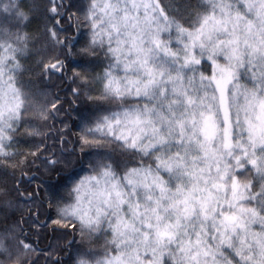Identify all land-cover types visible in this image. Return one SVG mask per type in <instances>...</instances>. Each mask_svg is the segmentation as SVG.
Segmentation results:
<instances>
[{
    "label": "clouds",
    "instance_id": "obj_1",
    "mask_svg": "<svg viewBox=\"0 0 264 264\" xmlns=\"http://www.w3.org/2000/svg\"><path fill=\"white\" fill-rule=\"evenodd\" d=\"M80 3L75 39L49 30L43 52L28 28L41 0H0V165L52 115L28 58L98 59L73 76L103 106L78 130L96 155L53 208L76 226L71 264H264V0ZM34 258L0 231V264Z\"/></svg>",
    "mask_w": 264,
    "mask_h": 264
},
{
    "label": "trees",
    "instance_id": "obj_2",
    "mask_svg": "<svg viewBox=\"0 0 264 264\" xmlns=\"http://www.w3.org/2000/svg\"><path fill=\"white\" fill-rule=\"evenodd\" d=\"M41 5L28 28L36 35L39 50L53 52L47 44L49 30L62 27L75 39L79 27L72 19L82 5L80 0H41ZM84 40L81 30L74 46ZM67 63L62 64L61 58L37 63L35 56L26 61V85L50 91L53 111L49 120L38 124L42 135L27 137L23 129L18 133L19 163L0 165V231L19 232L35 252L32 264H71L73 253L81 247L76 226L62 222L53 208L63 197L62 189L96 155L82 152L78 130L103 106L87 102L85 89L91 86L80 84L73 76L78 71L82 76L94 75L101 61L69 57Z\"/></svg>",
    "mask_w": 264,
    "mask_h": 264
}]
</instances>
